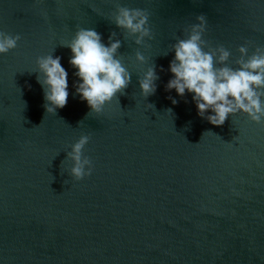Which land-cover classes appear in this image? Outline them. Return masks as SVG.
<instances>
[{
  "label": "water",
  "instance_id": "1",
  "mask_svg": "<svg viewBox=\"0 0 264 264\" xmlns=\"http://www.w3.org/2000/svg\"><path fill=\"white\" fill-rule=\"evenodd\" d=\"M117 3L148 11L149 47L111 22ZM199 14L232 67L238 46H264V0H0V31L21 36L0 54V264H264V126L241 113L212 125L192 93L165 90L169 46ZM77 28L106 46L116 32L131 74L101 114L76 94L60 45ZM49 54L68 73L56 113L37 82L36 57ZM153 64L156 91L144 98L138 78ZM82 134L93 171L74 181L66 152Z\"/></svg>",
  "mask_w": 264,
  "mask_h": 264
},
{
  "label": "clouds",
  "instance_id": "2",
  "mask_svg": "<svg viewBox=\"0 0 264 264\" xmlns=\"http://www.w3.org/2000/svg\"><path fill=\"white\" fill-rule=\"evenodd\" d=\"M109 19L116 28L123 30L125 39L132 38L136 45L149 47L147 41L153 39V32L146 9L128 8L117 3ZM195 20L196 23L183 29L184 38H176L175 43L169 46L174 58L168 69L172 78L165 85V90L175 89L181 97L186 91L192 93L197 115L212 125L222 126L229 115L241 113L250 122L264 126V46L254 47L251 54V42L238 46L236 52L239 55L231 61L235 65L232 67L229 63L231 51L223 45L213 47L203 38L207 31L206 16L199 14ZM116 35V32L110 33L106 46L94 29L77 28L70 41L60 44L71 51L68 63L76 69L74 75L80 81L74 85L75 92L92 113L101 114L117 94H125L131 82V74L118 52L121 40L115 39ZM20 39L19 34L0 31V54L15 49ZM134 59L141 65L146 62V57L139 50L135 52ZM60 60L59 56L53 58L51 54L38 56L35 60L46 113H56L67 104L68 73ZM157 79L154 64L138 78L140 94L144 98L155 93ZM172 103L177 101L173 99ZM147 105L154 109V105ZM209 110L212 115H206ZM90 139V135H80L71 145V150L66 152L65 159L72 162L68 174L74 181L92 174L93 162L84 155L85 145Z\"/></svg>",
  "mask_w": 264,
  "mask_h": 264
}]
</instances>
